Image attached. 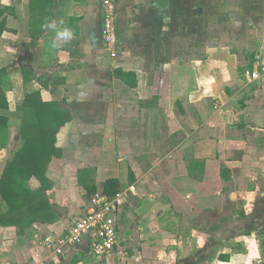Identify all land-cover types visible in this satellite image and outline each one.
<instances>
[{
    "label": "crops",
    "instance_id": "1",
    "mask_svg": "<svg viewBox=\"0 0 264 264\" xmlns=\"http://www.w3.org/2000/svg\"><path fill=\"white\" fill-rule=\"evenodd\" d=\"M33 1L0 0L8 113L37 91L65 99L72 119L45 174L53 217L0 226V264H264V79L245 75L264 63V0H114L115 60L101 0H47L51 11ZM33 12L49 18L35 39ZM7 126L0 175L21 143L13 115ZM108 181L136 189L118 210L114 249L45 248Z\"/></svg>",
    "mask_w": 264,
    "mask_h": 264
},
{
    "label": "trees",
    "instance_id": "2",
    "mask_svg": "<svg viewBox=\"0 0 264 264\" xmlns=\"http://www.w3.org/2000/svg\"><path fill=\"white\" fill-rule=\"evenodd\" d=\"M33 2L36 7L49 11L54 8L53 4L49 6L51 2L47 0ZM6 10L0 5V37L6 24L4 16ZM48 19L33 12L29 21V34L32 39L44 30ZM24 72L32 76L28 69ZM2 86L0 85V148L6 146L7 125L12 115L18 121L21 143L13 151L11 159L6 162L0 175V226H17L22 230L38 219L44 222L45 219L51 221L53 217V209L45 195L50 187L45 174L52 158L60 155L56 148V135L72 118L66 108H60L61 103L66 105L65 99L61 103L55 101L44 103L37 91L26 94L17 106L15 114L9 115L5 89ZM41 86L48 87L44 81H41ZM32 179L40 183L36 190L30 187ZM114 185V181L106 182V195L112 196L117 192Z\"/></svg>",
    "mask_w": 264,
    "mask_h": 264
},
{
    "label": "built area",
    "instance_id": "3",
    "mask_svg": "<svg viewBox=\"0 0 264 264\" xmlns=\"http://www.w3.org/2000/svg\"><path fill=\"white\" fill-rule=\"evenodd\" d=\"M102 30L101 36L108 56L111 60L118 57L117 13L114 0H101ZM250 80L264 79V63L257 70L246 71ZM136 191L135 186L119 190L114 195L95 193L89 199L85 214L78 219L69 232L62 236L48 235L43 238L42 245L54 252L62 254L65 247L75 246L88 240L94 256L103 258L107 256L117 244L118 223L117 213L130 195ZM47 258H39L33 264H49ZM4 264H13L5 262Z\"/></svg>",
    "mask_w": 264,
    "mask_h": 264
}]
</instances>
